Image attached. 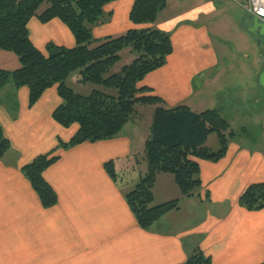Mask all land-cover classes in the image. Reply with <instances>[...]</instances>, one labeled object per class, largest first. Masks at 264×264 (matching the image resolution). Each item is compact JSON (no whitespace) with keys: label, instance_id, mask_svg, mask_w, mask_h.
I'll return each mask as SVG.
<instances>
[{"label":"crops","instance_id":"1","mask_svg":"<svg viewBox=\"0 0 264 264\" xmlns=\"http://www.w3.org/2000/svg\"><path fill=\"white\" fill-rule=\"evenodd\" d=\"M132 2L107 4L104 11L109 20L92 26L94 38L118 36L131 28ZM240 6L239 22L244 28L250 25L251 15L246 4ZM217 8L222 5L207 0L167 19H161V11L152 25L169 33L173 50L166 63L147 73L140 85L159 96L166 107L186 105L195 112L204 110L199 108L204 100L197 96L212 91L216 105L205 109H217L231 128V118L243 115L239 108L258 99L259 89H264L257 82L258 68L248 73L255 84L244 85L240 95L239 89L229 90L230 85L218 82L225 69L219 62L227 56L213 46L216 34L198 23L205 9L208 16ZM27 27L39 50L49 41L75 45L72 33L58 19L41 23L31 18ZM19 67L14 53L0 50V69ZM60 103L55 87L46 89L32 106L27 87L9 82L0 89V126L10 143L0 159V264H181L197 248L210 256V264L264 262V208L250 211L238 204L249 184L264 182V144H245L234 137L218 161L199 160L201 184L190 197H181L175 182L164 180L159 186V177L166 173L158 174L153 204L187 199L190 220L181 224L174 218L182 211L179 207L142 229L125 200L130 185L112 180L103 167L109 160L115 166L143 156L149 128L141 130L130 122L111 139L58 149V159L43 171L57 201L50 207L42 205L21 167L53 150L59 140L67 142L77 131L76 124L65 128L53 120L52 112ZM230 107L236 110L228 114ZM145 171L146 164L141 165L140 179Z\"/></svg>","mask_w":264,"mask_h":264},{"label":"trees","instance_id":"2","mask_svg":"<svg viewBox=\"0 0 264 264\" xmlns=\"http://www.w3.org/2000/svg\"><path fill=\"white\" fill-rule=\"evenodd\" d=\"M113 1L116 0H0V50L14 53L20 62L18 69H0V89L9 82L15 87H27L32 106L46 89L55 87L61 103L52 112L53 120L65 128L78 126L67 142L59 140L53 150L21 167L44 207L57 201L43 171L58 159V149L111 139L139 117L137 104L154 106L143 150L146 171L125 194L138 225L148 229L165 213L178 208L179 203V199H173L152 205L157 175L171 174L181 197L192 196L201 184L198 161L221 159L235 133L217 109L195 112L186 105L166 107L159 96L140 85L147 73L166 63L173 50L169 33L152 25L167 0H133L128 12L132 27L118 36L97 40L92 26L109 20L104 7ZM43 3L48 6L39 12ZM31 18L41 23L58 19L72 33L75 45L66 47L49 41L39 50L29 36L27 25ZM95 42L98 43L94 45ZM125 48L135 55L134 59L112 72ZM72 74L76 82L103 89H92L87 95L77 93L65 83ZM211 133L218 141L215 151L205 144ZM9 147L0 126V159ZM103 167L117 181L114 161L105 162ZM238 204L250 211L264 208V182L249 184L239 195ZM210 263V256L197 248L181 264Z\"/></svg>","mask_w":264,"mask_h":264},{"label":"rangeland","instance_id":"3","mask_svg":"<svg viewBox=\"0 0 264 264\" xmlns=\"http://www.w3.org/2000/svg\"><path fill=\"white\" fill-rule=\"evenodd\" d=\"M207 0H167L165 8L162 10L160 14L161 19H167L178 11L186 10L191 7L197 6L199 4H204ZM217 5L221 4L222 8H217L218 10L207 16V10L203 11L199 15V24L202 23L205 26H208L209 30L216 34L217 39L212 37L213 46L215 49L220 51L221 53H225L227 58L220 60V66H224L225 69L222 71V75L218 76V82L224 83L229 86V90L239 89L237 91V95L242 93V89L245 86H252L255 84L253 77L248 75L251 70L260 69L263 70V65L260 62V57L263 55L264 46L263 41L260 37L255 38L241 27L240 15L243 10L240 5L247 4L246 0H215ZM242 3V4H241ZM240 4V5H239ZM48 6L47 3H43L38 11L41 12ZM207 6V5H206ZM207 8V7H206ZM104 38L97 39L103 40ZM257 40L260 41L258 44ZM99 41V42H100ZM98 42H95L97 44ZM234 54V55H233ZM135 55L130 52L129 48H125L120 52V60L115 64L112 68V72H116L120 69V67L124 64L130 63L134 59ZM207 76V73H206ZM221 78V80H220ZM255 78V76H254ZM250 83H247L249 82ZM66 85L71 87L75 92L87 95L92 89H103L101 86H96L90 83H79L74 79V74L69 76L66 81ZM239 84L238 86H234L232 88L231 84ZM253 83V84H251ZM245 85V86H244ZM247 88V87H246ZM212 92V91H211ZM210 92V93H211ZM226 92V91H225ZM205 91L203 94L197 96V98H202L204 101L202 103L205 110V107H209L211 105H216L217 102L212 100L211 94ZM260 97L258 99H253L244 107L239 108L242 110L243 115L235 118H231V128L234 130V136L236 140L241 141L245 144L252 143H260L264 144V91L259 89ZM218 101L220 98H217ZM198 100V99H196ZM221 102V100H220ZM139 117L133 121H130L131 125H137L141 130H145L149 128L152 118V112L154 106L152 105H136ZM235 108H228V114H231ZM236 110V109H235ZM222 114H226L222 112ZM259 116L263 117L261 120L250 119V116ZM242 125L245 126V129L242 130L240 127ZM207 146L215 151L218 149V141L215 133H211L208 137ZM146 164L143 156H139L137 158V162H130L124 164H116L115 171L117 174V182H127L123 184H129V188L133 189L135 184L140 181L139 178V170L141 165L144 166ZM144 176V174H143ZM159 186L164 184V180H168L169 182L173 181V176L169 173L163 174L159 177ZM176 188L177 185H175ZM128 188V189H129ZM197 189L195 190V192ZM196 197V196H195ZM154 198V197H153ZM197 198V197H196ZM187 199L179 200L178 208L181 207V212L177 213L174 218L179 219L181 224H188L190 214H188V206ZM160 204V203H159ZM152 205H157L153 204ZM176 208V209H178ZM175 209V210H176Z\"/></svg>","mask_w":264,"mask_h":264},{"label":"water","instance_id":"4","mask_svg":"<svg viewBox=\"0 0 264 264\" xmlns=\"http://www.w3.org/2000/svg\"><path fill=\"white\" fill-rule=\"evenodd\" d=\"M251 23L249 26H246L245 29L252 34L253 37L258 38L260 37L264 43V23L259 22L255 16H251ZM260 62L264 66V54L260 57ZM257 82L263 87L264 89V68L259 73Z\"/></svg>","mask_w":264,"mask_h":264},{"label":"built area","instance_id":"5","mask_svg":"<svg viewBox=\"0 0 264 264\" xmlns=\"http://www.w3.org/2000/svg\"><path fill=\"white\" fill-rule=\"evenodd\" d=\"M247 12L264 23V0H246Z\"/></svg>","mask_w":264,"mask_h":264},{"label":"flooded vegetation","instance_id":"6","mask_svg":"<svg viewBox=\"0 0 264 264\" xmlns=\"http://www.w3.org/2000/svg\"><path fill=\"white\" fill-rule=\"evenodd\" d=\"M257 42H258V44H260V41L259 40H257ZM263 44V46H264V43H262ZM263 54H264V52H263ZM263 68H264V66H263Z\"/></svg>","mask_w":264,"mask_h":264}]
</instances>
